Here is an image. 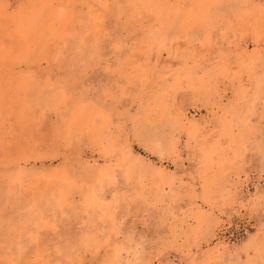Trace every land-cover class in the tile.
<instances>
[{"label":"rangeland","instance_id":"374dc122","mask_svg":"<svg viewBox=\"0 0 264 264\" xmlns=\"http://www.w3.org/2000/svg\"><path fill=\"white\" fill-rule=\"evenodd\" d=\"M0 264H264V0H0Z\"/></svg>","mask_w":264,"mask_h":264}]
</instances>
